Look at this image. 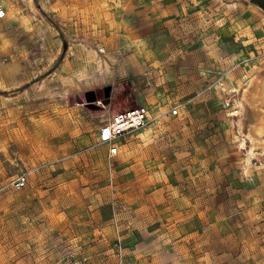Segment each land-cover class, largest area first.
<instances>
[{
	"label": "rangeland",
	"instance_id": "obj_1",
	"mask_svg": "<svg viewBox=\"0 0 264 264\" xmlns=\"http://www.w3.org/2000/svg\"><path fill=\"white\" fill-rule=\"evenodd\" d=\"M0 4V264H264L263 6Z\"/></svg>",
	"mask_w": 264,
	"mask_h": 264
},
{
	"label": "built area",
	"instance_id": "obj_2",
	"mask_svg": "<svg viewBox=\"0 0 264 264\" xmlns=\"http://www.w3.org/2000/svg\"><path fill=\"white\" fill-rule=\"evenodd\" d=\"M6 16L4 7L0 4V18ZM178 108L171 110V114L176 115ZM150 110L145 106H140L135 109L120 111L114 113L109 121L105 123L99 133L101 143L109 145L110 154L116 156L119 152V142L125 135L145 128L152 120H154ZM28 184L27 174L19 175L14 187L16 190H21Z\"/></svg>",
	"mask_w": 264,
	"mask_h": 264
},
{
	"label": "bare ground",
	"instance_id": "obj_3",
	"mask_svg": "<svg viewBox=\"0 0 264 264\" xmlns=\"http://www.w3.org/2000/svg\"><path fill=\"white\" fill-rule=\"evenodd\" d=\"M264 1V0H263ZM262 133H263V129L262 128H259L258 131H257V136H256V139H260L261 136H262ZM253 139V138H252Z\"/></svg>",
	"mask_w": 264,
	"mask_h": 264
},
{
	"label": "crops",
	"instance_id": "obj_4",
	"mask_svg": "<svg viewBox=\"0 0 264 264\" xmlns=\"http://www.w3.org/2000/svg\"><path fill=\"white\" fill-rule=\"evenodd\" d=\"M142 106H144V105H142ZM145 107H146V106H145ZM256 136H257V135H256ZM256 136H253V135L251 136V135H250V136H249V139H250V141H251V142H254V141H256V140H257V139H256ZM252 138H253V139H252ZM260 139H263V138H262V136H261V138H260ZM261 141L263 142V140H261ZM243 142L245 143V141H244V140L242 141V143H243Z\"/></svg>",
	"mask_w": 264,
	"mask_h": 264
},
{
	"label": "trees",
	"instance_id": "obj_5",
	"mask_svg": "<svg viewBox=\"0 0 264 264\" xmlns=\"http://www.w3.org/2000/svg\"><path fill=\"white\" fill-rule=\"evenodd\" d=\"M87 96H88V99H90V100H93V99H94V95H93L92 92H89V93L87 94Z\"/></svg>",
	"mask_w": 264,
	"mask_h": 264
},
{
	"label": "water",
	"instance_id": "obj_6",
	"mask_svg": "<svg viewBox=\"0 0 264 264\" xmlns=\"http://www.w3.org/2000/svg\"><path fill=\"white\" fill-rule=\"evenodd\" d=\"M261 6L264 7V1L263 0H256Z\"/></svg>",
	"mask_w": 264,
	"mask_h": 264
}]
</instances>
